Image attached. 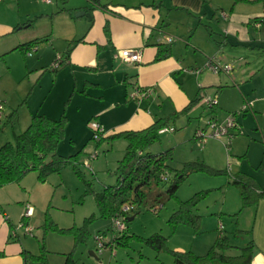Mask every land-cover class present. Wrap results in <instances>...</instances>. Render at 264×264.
I'll return each instance as SVG.
<instances>
[{"label":"crops","instance_id":"crops-1","mask_svg":"<svg viewBox=\"0 0 264 264\" xmlns=\"http://www.w3.org/2000/svg\"><path fill=\"white\" fill-rule=\"evenodd\" d=\"M63 3L62 8L58 6V10L49 11L52 0L48 5L39 0H0V97L5 101L0 130L10 125L13 134L18 135L15 125L21 130L27 124L26 121L20 124L16 104L21 100L11 98L4 88L6 82L16 91L24 79L34 76L28 74L35 66H50L60 58L61 66L53 75L55 82L66 80L62 81L64 87L59 89L60 94L55 91L60 101L63 100L61 90L69 92L64 95L67 100L63 109L57 108L55 102L52 107L39 104L38 108L27 112L24 120L27 117L31 120L35 114L52 120L63 116L66 133L69 119L64 109L69 102L75 103L73 111L83 112L81 126L85 134L82 142H87L75 152L82 150L80 161L88 154L85 149L91 142L88 125L92 119L104 128L106 138L124 132H140L158 120H169L165 128L172 131L160 135L170 133L176 144H182L184 139L180 133L174 134L175 123L183 117L189 123V116L202 108L198 105L202 95H212L217 100L215 107L209 109L212 120L222 123L229 115H234L238 130L230 131L228 151L226 138L209 140L203 146L202 161L213 166L216 158L223 161L225 157L223 175L229 176L231 181L235 177L246 178L258 192H264V0H82L80 3L64 0ZM68 8H79L77 11L87 12L91 18L89 21L73 20ZM221 14H225V18ZM52 37L61 40L63 46L56 45V50L48 54L46 46L40 44H48ZM167 38L172 42L166 44ZM38 39L46 41L28 45ZM158 45L168 47L170 55L156 62ZM33 48L36 57L32 56L30 49ZM121 50L140 51V63L128 64L115 58ZM256 50L262 52L260 61L248 62V51L252 54ZM211 58L221 64L235 63L238 58L237 63L243 65L232 75L213 74L204 67ZM201 66L203 68H199ZM193 69L202 70L198 74L187 72ZM25 73L27 76L21 77ZM237 86L240 89L236 90ZM134 88H153L154 93L149 99L136 103L128 98ZM194 100L199 102L191 105ZM246 103L252 105L251 110L242 113ZM5 104L9 105L8 109ZM189 139L193 140V135L190 134ZM75 142L71 139L69 144L75 145ZM107 142L103 141L100 146ZM35 174L28 173L20 183L0 188V264H25L24 254H29L26 241L21 239L22 231L16 224L21 222L20 216L26 206L32 209L31 217L24 221L28 226L34 216L32 193L40 191V185H44L37 181ZM230 185L220 188L224 195L223 208L229 192V206L232 204L234 209H227V212L233 213L239 208L241 199L233 200L235 186ZM257 200L250 205L254 208L249 224L250 242L248 223L238 220V216L235 226L226 227L224 221L217 220L223 227L219 231L217 225V237L197 233L189 236V249L176 244L180 241L177 240L172 251L191 252L202 257L218 237L226 236L232 247L242 248L251 243L250 264H264V197ZM214 224L208 230L215 231ZM179 228L172 237L178 235ZM241 235L246 241L236 245ZM226 255L232 257L236 253L231 250Z\"/></svg>","mask_w":264,"mask_h":264},{"label":"rangeland","instance_id":"rangeland-1","mask_svg":"<svg viewBox=\"0 0 264 264\" xmlns=\"http://www.w3.org/2000/svg\"><path fill=\"white\" fill-rule=\"evenodd\" d=\"M72 1L79 3L82 2V0ZM63 2L64 0H52V5L50 6L49 11L58 10V6L62 8L66 3ZM78 9L79 8L73 10L68 8V13L73 20H85L86 17H75L78 12H81L80 10L77 11ZM86 21H89V19L87 18ZM48 40L50 41L48 44L39 43L40 45L46 46L44 48L47 49L48 54L49 52L56 50V45L63 46V42L55 37ZM30 50L33 52L32 56L36 57L37 54L34 52V48ZM61 52L64 53V51ZM251 53L252 54L248 51V62L252 63L253 59L255 62H259L260 57H262L261 50L252 51ZM237 59L238 58H236L235 63L225 64L231 68V75L232 73H238L237 70L239 69V66L243 65L238 64ZM239 60L240 59H238V61ZM41 67L42 68H40V64L37 67L35 66V71L32 69L28 74L31 76L32 73L34 76L31 79L28 77L22 82L20 81L21 86H19L16 91L14 90V87H10V82H6L4 86L12 99L16 98L18 101L21 100L19 104H16L19 109L18 118L20 119V124L24 121L27 122L21 130L15 125L14 131L16 134L24 131L29 125L30 118L28 119L27 117V120H24L27 112L38 108L39 104H42L44 107L50 105L52 107L54 102L57 108L63 109V104L65 100H67L66 97L64 98V95H67L69 92L64 90H61L63 100L60 101L56 98V93L60 94L59 89L64 87V85H62V81L64 80L60 82L54 81L55 75H53L54 71L52 64L50 66L46 65ZM199 68H203V66ZM36 73H38V76ZM42 74H44V77ZM23 75L27 76L25 73L21 74V77ZM38 78L42 79L38 81ZM240 87L238 88L237 86L236 90L240 89ZM202 96H204L202 98H209L212 99V101L214 100L212 95ZM0 100L5 102L3 97H0ZM12 103L15 105L14 101ZM75 105V103L69 102L66 109H64L65 117L66 119H69V125L63 141L57 146L56 150L58 155L62 154L67 158L69 155L75 153L78 148L80 149L82 147L81 145H85L84 143L86 142H82L85 134V129L81 126V118L84 117L83 112H74L73 108ZM198 105L200 107L202 106V108L196 111L192 116H189L191 117L189 123H187L186 117H183L184 119H181L180 122H176L175 125L173 124L174 122L170 123L171 126L174 125L176 130L174 134L177 135L180 133L179 136L184 139L182 144H176L175 141H173L174 135L168 133L159 135L158 141L154 142V144L146 149V153L151 155L171 150V158L166 166L168 168L167 171L169 170L168 173H166L168 178L170 174L173 175L181 170L182 165L189 163H203V165H206V163L202 161L201 155L204 147L199 149L192 139L190 141L189 138L190 134L194 135V132L197 129L206 130L208 122L214 120H212V114L210 115L209 109H207L205 105ZM203 106L205 107L203 108ZM6 107L8 109L9 105L5 104V108ZM91 121L93 122L95 119H92ZM248 125H252L249 117ZM89 129L88 126V138L89 133L91 134L92 132V130ZM1 130L0 146L7 142H13L14 134L12 127L10 125L2 126ZM71 139L76 141L75 145L69 144ZM125 143L126 142L122 139L108 141L99 147L96 151V158L91 160L88 157L95 152L94 147L96 145H94L93 141L90 142V146H87L85 149V152H88V154L81 160L82 163L88 160L90 168L87 169L82 165L79 167L82 174L81 178L76 175L71 165H65L59 170V173L51 174L46 182L43 183L44 185H40L42 186L40 191L33 190L32 197L35 204L32 205L35 213L33 218L28 221L32 233L31 235H24L22 231L21 234L22 241H26L25 246L27 247L30 256L37 257L41 255L43 258V264H172V257L167 253V250L169 252L172 251V245L175 241L180 240L176 244L183 245V247L185 246V249H187L190 247L189 236L198 233V235L201 236H206L204 234H210L217 237L219 235L217 230V225L220 224V222H218L219 219H221L222 222H225L226 227L230 225L235 226L238 216V220L240 219L243 222L248 223V242L252 240V235L250 234L252 230L249 224H251L254 217V208L250 205L242 208L240 193L236 187H233L235 189V199L233 200L237 202L236 200L239 198V208H236L233 213L227 212V209H234L232 204L229 206V200H231L229 192L226 195L227 205L223 208L222 202L224 195L222 194L223 189H221L220 186L230 185L232 183L229 176L227 177L222 174V171H224V157L223 161L216 158L213 162V166L206 165L217 173L211 174L208 172H198L185 177L178 186L175 198L165 200L162 203L163 205L161 208L156 212L152 211V206L154 205L152 198L155 193L163 195L167 187V184L165 183H160L158 186L151 183L150 189H145L148 197L141 204L126 203V206L132 208V211L128 212L125 215V218L133 219L132 221L124 222V233L127 236H135L144 240L154 234H159L166 238L167 250L156 253L141 241L137 240L128 241L127 246L125 247L115 246L112 253L107 247L103 250L97 249V245L94 241L95 236L104 235L106 238H109L110 224L108 219H104L100 216L98 208L95 206L96 203L93 194L100 193L104 188L114 187L116 185L117 178L115 170L117 163L124 155L126 149ZM30 174H33L30 176H34L35 173ZM172 175H170V177ZM231 188L232 187H229V189ZM199 194H203V196L197 199V205L192 208V214L200 217L198 232L194 233L191 229L182 225L176 226L175 229L170 228L171 225L169 220L171 215L179 209L180 202H187ZM234 201L232 203H234ZM84 224L86 225L85 231L87 232V237L84 243L80 242L76 244L74 237L70 232H59V230L81 228ZM213 224L215 225V231L213 229L208 230L209 226ZM16 225L19 227L20 223ZM54 227L57 229L56 231L53 230ZM177 227H180L178 229L179 233L176 237H172ZM243 236L244 235L238 237L235 242L236 245H240L243 241H246ZM91 254L93 255L91 256ZM29 264H37V262L31 259Z\"/></svg>","mask_w":264,"mask_h":264},{"label":"trees","instance_id":"trees-1","mask_svg":"<svg viewBox=\"0 0 264 264\" xmlns=\"http://www.w3.org/2000/svg\"><path fill=\"white\" fill-rule=\"evenodd\" d=\"M45 41V39H38V41L30 42L28 45H35L38 42ZM23 49L22 46L20 50L23 52ZM169 55L168 47L158 45L156 56H154L155 61L166 59ZM56 70L54 69L53 71ZM197 102L199 101L194 100L190 104L193 105ZM168 122L169 120L166 121L165 119L158 120L146 130L124 132L105 137L95 144V148L98 149L105 140L122 139L126 142L124 155L117 163L115 170L116 185L104 188L100 193L93 194L95 206H97L102 218L110 220L111 217L121 212V207L125 206L126 203L141 204L148 197L145 189H150L151 183L155 186L160 183L167 184L163 195L155 193L152 198L154 203L152 208L156 209L161 208L165 200L175 198L180 182L188 175L198 172L217 173L203 165V163H189L182 165L181 170L173 175L170 174L172 176L170 177L169 175L165 182L160 181V174L168 173L169 171H167L168 168L166 166L171 158V150L151 155L146 153V149L158 141V131L165 128ZM65 125L66 121L63 116L57 120H52L42 114H35L31 117L27 128L18 135H14L13 142L0 146V188L8 184L20 183L21 179L28 173H36L37 181L43 184L51 174L59 173V170L65 165H71L76 175L81 178L82 174L79 167L82 164L80 161L82 150L72 156H68V158L58 155L56 151L57 146L64 139ZM232 185L239 190L242 208L254 205L258 201L257 199L264 197V192H258L246 178L235 177ZM201 196L203 194H199L187 202H180L179 209L171 215L169 220L170 228L175 229L176 226L182 225L188 227L194 233L198 232L200 217L192 214V208L197 205L196 201ZM53 230L56 231L57 229L54 227ZM85 230L86 225L84 224L81 228L59 230V232H70L74 237L75 243L78 244L80 242L84 243L87 237ZM130 240L141 241L156 253L167 250L166 238L159 234H154L144 240L135 236H127L125 233L112 242L114 243L112 249L115 246L125 247ZM108 248L111 250L110 246ZM252 248L251 243L242 248L232 247L226 236H220L206 255L202 257L194 256L191 252L178 253L167 250V253L172 257V264H250ZM231 250L236 253L235 256L226 255ZM23 259L25 264H29L31 259L36 261L37 264H43L41 255L35 257L24 254Z\"/></svg>","mask_w":264,"mask_h":264},{"label":"built area","instance_id":"built-area-1","mask_svg":"<svg viewBox=\"0 0 264 264\" xmlns=\"http://www.w3.org/2000/svg\"><path fill=\"white\" fill-rule=\"evenodd\" d=\"M40 2L44 4H50L51 0H39ZM225 14H221L222 18H225ZM258 27V25H256ZM166 44H169L172 42L171 38H167L165 40ZM141 52L135 51V50H121L117 53V56L115 58H118L121 62L128 63V64H139L141 61ZM60 58H57L54 64H52V68L58 69L60 65ZM205 69L212 71L213 74H224L228 75L231 73V68L225 64H220L215 58H211L208 60L206 65L204 66ZM190 74H198L201 72V69H193L187 71ZM154 93L153 88H134L130 94H128V98L131 101H134L136 103H140L143 100L149 99ZM216 100L209 99V98H202L201 104L205 105L206 108L212 109L216 105ZM252 105L250 103H246L242 108V113H245V111H250ZM4 117V102L0 100V122ZM89 128L92 130L91 132V142H94V145L103 140L106 137V132H104V128L97 122V121H91L89 122ZM233 129L238 130L237 123L234 120V115H229L224 122L220 123L217 121H209L207 124V129H197L194 132L193 140L196 146L199 149H202L203 146L209 141V140H221L225 139L227 140L226 144V150H229V138H231L230 131ZM169 128H162L158 131V134H163L167 132H171ZM95 152L91 154L88 158L95 159L96 158V151L97 148H94ZM83 167L89 169L90 165L88 160L83 162L81 164ZM161 182H165L168 178V175L166 173L160 174L159 176ZM159 208L153 209V212H156ZM132 211V209L129 206H122L121 212L119 214H116L115 216L111 217L110 219V235L109 238H106L104 235H96L94 238V241L97 245V249L103 250L105 247L111 248V253L113 252L114 243H112L115 239H118L122 236V234L125 232V226L124 222L127 218H125V215ZM32 215V209L29 206L25 207V211L21 217V222L18 227L21 231H23V234L25 235H31L32 229L24 222L26 219L30 218ZM223 227L221 224L218 225V230L221 231ZM107 247V248H108Z\"/></svg>","mask_w":264,"mask_h":264},{"label":"water","instance_id":"water-1","mask_svg":"<svg viewBox=\"0 0 264 264\" xmlns=\"http://www.w3.org/2000/svg\"><path fill=\"white\" fill-rule=\"evenodd\" d=\"M76 18H80V17H86V19H90L91 18V15L88 14L87 12L85 13L84 11H81V12H78L76 15H75ZM133 218H127L126 221H132ZM93 254H91L92 256Z\"/></svg>","mask_w":264,"mask_h":264}]
</instances>
